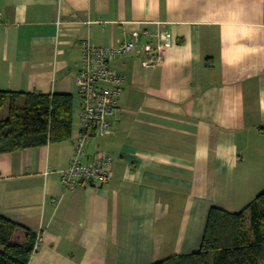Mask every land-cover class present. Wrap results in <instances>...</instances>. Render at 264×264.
<instances>
[{
  "label": "crops",
  "instance_id": "obj_1",
  "mask_svg": "<svg viewBox=\"0 0 264 264\" xmlns=\"http://www.w3.org/2000/svg\"><path fill=\"white\" fill-rule=\"evenodd\" d=\"M137 50L172 36L155 69L131 52L102 188L64 189L85 43ZM0 91L70 95L69 141L0 155V217L35 233L28 264H155L199 252L209 210L264 190V0H0ZM22 234L14 240L21 241Z\"/></svg>",
  "mask_w": 264,
  "mask_h": 264
},
{
  "label": "trees",
  "instance_id": "obj_2",
  "mask_svg": "<svg viewBox=\"0 0 264 264\" xmlns=\"http://www.w3.org/2000/svg\"><path fill=\"white\" fill-rule=\"evenodd\" d=\"M0 155L69 141L74 107L70 95L0 91ZM22 240L16 241L17 233ZM37 235L0 217V264H28ZM155 264H264V190L235 213L211 208L199 252Z\"/></svg>",
  "mask_w": 264,
  "mask_h": 264
},
{
  "label": "built area",
  "instance_id": "obj_3",
  "mask_svg": "<svg viewBox=\"0 0 264 264\" xmlns=\"http://www.w3.org/2000/svg\"><path fill=\"white\" fill-rule=\"evenodd\" d=\"M140 36L134 32L127 41L111 48L96 47L89 42L82 46L81 65L76 76L79 122L74 153L68 166L59 174L66 190L73 191L83 185L102 188L111 179L112 158L105 154L88 161L86 148L92 139L115 133L111 118L119 109L124 77L114 70L112 63L137 52L146 57L141 60L143 68L155 69L163 61V52L172 44V36L166 34L162 42L148 43L139 52L137 44ZM38 243L37 237L35 249Z\"/></svg>",
  "mask_w": 264,
  "mask_h": 264
},
{
  "label": "rangeland",
  "instance_id": "obj_4",
  "mask_svg": "<svg viewBox=\"0 0 264 264\" xmlns=\"http://www.w3.org/2000/svg\"><path fill=\"white\" fill-rule=\"evenodd\" d=\"M7 114H8V108L5 107V108L0 112V116H1L2 118H5V117H7Z\"/></svg>",
  "mask_w": 264,
  "mask_h": 264
}]
</instances>
